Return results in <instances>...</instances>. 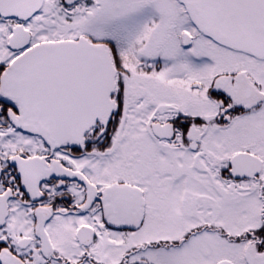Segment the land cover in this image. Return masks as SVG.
Wrapping results in <instances>:
<instances>
[{"label":"snow or ice","instance_id":"6c2138e0","mask_svg":"<svg viewBox=\"0 0 264 264\" xmlns=\"http://www.w3.org/2000/svg\"><path fill=\"white\" fill-rule=\"evenodd\" d=\"M0 264H264V0H0Z\"/></svg>","mask_w":264,"mask_h":264}]
</instances>
